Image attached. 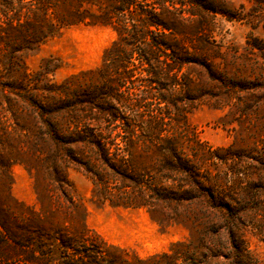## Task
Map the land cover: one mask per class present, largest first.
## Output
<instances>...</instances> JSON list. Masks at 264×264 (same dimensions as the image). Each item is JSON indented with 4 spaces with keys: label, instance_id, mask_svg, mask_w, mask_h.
<instances>
[{
    "label": "trees",
    "instance_id": "trees-1",
    "mask_svg": "<svg viewBox=\"0 0 264 264\" xmlns=\"http://www.w3.org/2000/svg\"><path fill=\"white\" fill-rule=\"evenodd\" d=\"M165 1L0 0V105L3 98L7 103L4 109L11 113L15 123H18L17 117L24 110L28 116L35 112L38 125L31 130L32 139L26 131H30L29 126L19 124V127L25 130L21 132L22 136L30 140L28 150L34 160L44 163L51 186L44 187L43 195L52 205L46 208L39 198L40 210H36L11 196L10 166L26 161L21 151L17 154L5 153L2 149L5 140L0 136V172L6 184V191L0 198V264H264V260L251 255L243 237L244 227L253 226L264 239L263 221L246 220L249 215L258 214L259 210H254L250 200L262 197L251 192L252 188L258 187L252 179L255 173L251 172L252 168H247L248 172L243 173V177L237 175L238 170L232 171L230 193L223 189L225 185H221L217 190L222 200L219 202L214 186L212 189L205 188L198 178L197 146H193V152L188 156L183 153L180 143L164 134L167 122L161 112L157 114L151 110V113L141 114L134 111L145 94V88L141 87L145 80L159 85L154 92L156 94L151 91L149 97L155 98L158 103H168L166 108L174 105L178 109L180 101L197 99L198 96H182L190 91L192 76L189 65H198L199 72L207 78V82L198 88L199 95H211L212 81L225 82V74L211 60L210 50L215 47L214 39L209 35L211 18L203 16L226 13L221 0H188V13L195 15L199 12L201 16L198 17L183 16L182 11L186 9L175 6L174 0H171L172 7L169 8ZM255 2L259 14L264 0ZM184 4L180 2V5ZM88 6H96V10L91 11ZM78 23L111 25L117 30L118 39L105 50L103 57L104 67L108 72L114 69L115 75L110 80L108 72L103 74L101 91L93 86L84 92L81 84L71 89L67 82H53L48 75L53 73L56 66L44 64L30 72L22 57L64 27ZM249 45L247 50H253L255 56L252 59L262 71L256 73L254 81L239 74V78L235 79L237 93L246 83L252 82L251 86H245V91L250 89L256 95L264 94V41L258 40L257 44L249 42ZM184 66H187V71L182 70ZM112 81L115 85L109 91H103L104 85ZM230 83L234 85L233 80ZM104 101L107 103L105 107L101 106ZM102 110L105 114L100 115ZM144 115L147 118H139L138 123L133 118ZM65 116L70 119L67 123H61ZM100 121L104 123L101 126ZM117 127L122 129L124 135H131L129 142L136 139L150 142L157 152L155 165L161 168L162 163L164 166L168 164L176 172L184 174L183 188L173 186L165 197L177 201L192 200L197 196L196 191L200 190L204 197L207 195V203L216 211L235 217L234 225H226L228 235L225 241L214 239L210 241L213 245L201 242V247L205 248L202 253H198V248H201L196 245H193L196 247L193 253L188 244L175 242L170 251L158 252L146 258L136 255L130 258L126 250L115 246L113 249H118V252L116 250L114 254L112 245L107 244L99 234L92 233L83 218L77 226L53 221L56 214L66 213V208L74 204L65 171L69 161L80 164L95 183L102 182L109 171L121 177L122 181L133 184L141 183L142 176L151 175L145 172L146 169L142 172L134 170L127 154H120L124 147L116 139L118 135L123 136L116 131ZM124 145H127L126 141ZM85 146L93 150V161L90 156L83 157L78 151ZM144 149L143 146L142 151ZM211 155L215 156L213 152ZM235 156L234 152L229 153L227 159L234 160ZM216 157L220 161L225 160L226 153ZM257 159L264 165V154ZM32 168L34 166H30V170ZM146 183L153 193L160 194L162 198V182ZM261 188L264 189V185ZM44 219L47 224L43 223ZM238 222L244 227L238 228Z\"/></svg>",
    "mask_w": 264,
    "mask_h": 264
},
{
    "label": "rangeland",
    "instance_id": "rangeland-1",
    "mask_svg": "<svg viewBox=\"0 0 264 264\" xmlns=\"http://www.w3.org/2000/svg\"><path fill=\"white\" fill-rule=\"evenodd\" d=\"M174 1L175 6H180L181 10L186 9L185 12L182 11L183 16H201L199 12L195 15L188 13V0ZM219 1L216 0V2ZM170 2L171 0L165 1L169 8L172 7ZM180 2H185V4L180 5ZM220 2L226 13L215 15L208 13L203 16L211 18L209 35L214 39L215 46L213 50H210L211 60L215 67L225 74V82L221 84L212 81L214 85L211 95L207 93L199 95L198 88L207 82V78L199 72L198 65H189L192 76L190 91L182 96H187V98L198 96L197 99L190 101L188 98L180 101L177 105L178 109L174 105L166 108L168 103H158L155 98L149 97V93L156 92L159 85L145 80L141 86L145 88V94L139 100L138 106L134 107V111L141 112V114L151 113V110L157 114L161 112L167 122L164 134L180 143L183 153L188 156L193 152V146H197L200 166L198 178L202 180L205 188L212 189L214 186L219 202L222 200L217 190L219 191L221 185H225L223 189L230 193L232 171L238 170L237 175L243 177V173L248 172L247 168H252L251 172H255L252 179L258 187L252 188L251 192L258 193L262 197L250 200L249 203L254 210H259L258 214L249 215L246 220L249 218L262 220L264 225V189L261 188V185H264V165L257 162V158L264 154V124L260 127V124L264 123V94L256 95L255 91H250V89L245 91V86H251L252 82L251 84L241 82L245 85L238 93V88L235 86V79L239 78V74L243 78L254 81L253 77L257 75L256 73L262 71L257 67L258 63L252 59L255 56L252 54L253 50L248 52L247 49L250 47L249 42L257 44L258 40L264 41V5L261 12L257 14L254 6L256 5L255 0H221ZM88 7L91 11L96 10V6ZM117 39V30L111 25L78 23L64 27L58 34L25 52L22 57L28 71L34 72L44 64L49 67L56 66L53 73L48 75L51 81L67 82L71 89L81 84L85 88L84 92H87L93 86L100 88L103 74L108 72L103 62L105 50ZM182 70L187 71V66H184ZM100 74H102L101 78ZM113 74L115 75V70L111 68L108 72L110 80H113ZM203 78L204 81H202ZM231 80L234 85L230 83ZM113 85H115L113 81L105 84L103 91H109ZM6 104L2 98L0 136L5 140L2 149L7 154L12 152L17 154L21 151V156L26 161V163L15 162L10 166L9 193L13 198L36 210H40L39 198L42 199V204L46 208H51L48 197L43 195L44 187L50 184L44 163L34 160L28 150L30 140L22 136L21 132L25 130L19 127V124L29 126L30 131H26L32 139L31 130L37 127L38 118L35 112L28 116L24 110L17 117L18 123H15L11 113L4 109ZM106 105L105 101L101 103V106ZM102 114H105V111L102 110L100 115ZM133 118H136V123H138L139 118L146 119L147 117L144 115ZM68 119L70 118L65 116L60 122L67 123ZM101 124H104L103 121L99 122L100 126ZM116 131L123 136L118 135L116 139L122 148L124 147V151L120 154H127L134 170L142 172L146 169L145 172L151 175L138 177L142 180L141 185V183L133 184L129 181H122L121 177L117 174H110L111 171H109L110 173L104 175L102 182L95 183L80 164L69 161L66 163L65 171L70 182L69 193L74 204L66 208V213L56 214L53 221L77 226L83 218L92 233L99 234L107 244L112 245L114 254L116 250L118 252V249H113V246L126 250L130 258L133 255L146 258L158 252L170 251L175 242L188 244L190 252L193 253L196 248L193 245H196L201 248H198V253H202L205 252V248L201 247V242L204 245H213L210 241L214 239H218L219 242L225 241L228 235L226 225L233 224L235 217L216 211L215 207L207 203L209 202L207 195L204 197L200 190L196 191L197 196L192 200L177 201L165 197L171 187L183 188L184 174L176 172L168 164L164 166L162 163L161 168L155 165L157 160L154 157L157 156V152L153 150L154 147L150 142L146 143L141 139L134 141L132 139L133 142H129L130 134L124 135L120 127H117ZM125 141L127 145H124ZM143 146L145 151H142ZM78 151L83 157L90 156L93 161V150L85 146ZM211 152L215 156H212ZM232 152L236 158L227 159L229 153ZM225 153V160L220 161L216 157ZM30 166L34 168L30 170ZM157 169H159L158 172ZM146 182L149 184L162 182L160 190L163 192L162 198L160 194L153 193L145 185ZM5 186L4 176L0 172V198L6 191ZM243 186L244 183L242 188ZM139 190H142L141 193ZM179 191H181L180 188ZM248 194L251 196V193ZM224 201L231 202L229 199H224ZM141 202L144 204L133 205ZM43 223L47 224V220L44 219ZM240 223L238 222L237 227H244ZM244 229L243 237L251 255L258 260H264L263 237L253 226H246Z\"/></svg>",
    "mask_w": 264,
    "mask_h": 264
}]
</instances>
